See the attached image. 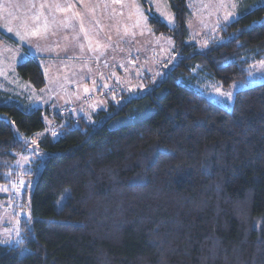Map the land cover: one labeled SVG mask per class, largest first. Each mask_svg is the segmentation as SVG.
Returning <instances> with one entry per match:
<instances>
[{
    "label": "trees",
    "instance_id": "16d2710c",
    "mask_svg": "<svg viewBox=\"0 0 264 264\" xmlns=\"http://www.w3.org/2000/svg\"><path fill=\"white\" fill-rule=\"evenodd\" d=\"M254 2L199 49L187 0H168L172 27L141 0L153 33L173 39L174 63L137 94L106 98L93 122L56 121L38 139L30 217L17 245L0 244V264H264V80L229 107L195 87L197 75L250 82L264 60V0ZM16 72L46 84L34 56ZM50 113L0 103V182Z\"/></svg>",
    "mask_w": 264,
    "mask_h": 264
},
{
    "label": "rangeland",
    "instance_id": "374dc122",
    "mask_svg": "<svg viewBox=\"0 0 264 264\" xmlns=\"http://www.w3.org/2000/svg\"><path fill=\"white\" fill-rule=\"evenodd\" d=\"M145 1L174 26L168 0ZM254 1L187 0V41L207 47L246 7L256 6ZM0 32L11 38L0 37V103L18 99L29 107L51 109L43 117L45 129L24 139L13 164L15 174L6 173L7 181L0 182V244L17 245L21 222L30 217L23 195L40 168L37 164L35 169L38 139L52 132L56 121L80 117L91 123L98 110L107 108L106 98L144 90L174 63L175 53L173 39L149 27L141 0H0ZM28 56L46 61L41 62L46 81L42 89L17 75L16 66ZM248 71L249 83L235 81L225 87L197 75L195 87L229 107L236 91L264 80V60L250 64Z\"/></svg>",
    "mask_w": 264,
    "mask_h": 264
},
{
    "label": "crops",
    "instance_id": "0c3cea01",
    "mask_svg": "<svg viewBox=\"0 0 264 264\" xmlns=\"http://www.w3.org/2000/svg\"><path fill=\"white\" fill-rule=\"evenodd\" d=\"M9 33H10V32H9ZM10 34H11V33H10ZM10 34H9V35H10ZM38 44H39V43H38ZM39 49H40V45H39ZM39 49H38V51H39ZM39 52H40V51H39ZM39 57L41 58V56H39ZM39 57H36V58L38 59L39 64H40V66H41V68H42V64H41V62L43 61V63L45 62L44 64H46V61L43 60V59L40 61V58H39ZM48 57H49V56H48ZM44 64H43V65H44ZM46 65H47V64H46ZM42 69H44V67H43Z\"/></svg>",
    "mask_w": 264,
    "mask_h": 264
},
{
    "label": "snow or ice",
    "instance_id": "6c2138e0",
    "mask_svg": "<svg viewBox=\"0 0 264 264\" xmlns=\"http://www.w3.org/2000/svg\"><path fill=\"white\" fill-rule=\"evenodd\" d=\"M9 31H11V29H8Z\"/></svg>",
    "mask_w": 264,
    "mask_h": 264
}]
</instances>
